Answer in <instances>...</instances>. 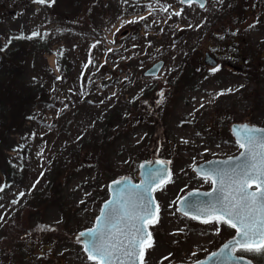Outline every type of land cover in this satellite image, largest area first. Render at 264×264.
Returning <instances> with one entry per match:
<instances>
[{"label": "rangeland", "instance_id": "374dc122", "mask_svg": "<svg viewBox=\"0 0 264 264\" xmlns=\"http://www.w3.org/2000/svg\"><path fill=\"white\" fill-rule=\"evenodd\" d=\"M232 36L262 56L256 86L246 65H230ZM18 49V68L2 63ZM160 60V73L145 75ZM0 88L34 97L0 135V264H92L73 237L109 198L108 169L137 177L141 161L171 159L172 182L158 197L166 237L186 167L238 154L233 123L264 127V0H0ZM54 195L58 204L42 209ZM20 241L22 258L12 251Z\"/></svg>", "mask_w": 264, "mask_h": 264}, {"label": "snow or ice", "instance_id": "6c2138e0", "mask_svg": "<svg viewBox=\"0 0 264 264\" xmlns=\"http://www.w3.org/2000/svg\"><path fill=\"white\" fill-rule=\"evenodd\" d=\"M34 2L51 6L55 0ZM199 2L200 0H180L181 4L189 6ZM200 6L203 7V3ZM162 10L168 11V7ZM181 12L182 10L173 14L180 16ZM133 22L135 21H127ZM39 35L38 31H34L26 38ZM212 71L219 69L214 68ZM226 91L231 92L232 89ZM223 94V91L217 93ZM232 132L236 137V145L241 149L239 156L215 162L219 165L216 167L211 166L213 162H209L208 168H200L199 174L205 182L212 185L211 191L197 192L196 195L205 198L200 201L192 200L194 194L189 193L188 197L180 198L181 207L177 209L193 220L205 224L222 223L235 230L233 241L226 243L219 253L214 252L209 257V260L215 258L222 264L243 260V256L235 255L238 251L264 253V129L245 123L234 125ZM169 163L170 161L158 160L142 164L140 167L145 171L139 184H133L127 178L112 182L109 186L111 198L102 205L95 218V226L80 232L77 237L78 242L83 244L82 250L88 261L92 264H147V250L155 243L149 227L155 226L160 219V206L152 193L172 182V173L166 167ZM3 188L0 185V191ZM19 195L23 196L24 193ZM3 219L0 215V221ZM216 230L218 232L219 228ZM80 238L84 239L81 241Z\"/></svg>", "mask_w": 264, "mask_h": 264}, {"label": "flooded vegetation", "instance_id": "af4514ba", "mask_svg": "<svg viewBox=\"0 0 264 264\" xmlns=\"http://www.w3.org/2000/svg\"><path fill=\"white\" fill-rule=\"evenodd\" d=\"M234 140L236 142L235 138ZM205 161L193 164L191 167H186L190 170L184 176L186 180L180 183L182 191L176 198L177 200L174 204V211L176 213L175 218L178 219V223L173 225L172 229L167 232L169 234L166 237L163 236V231L161 230L159 223L155 226L149 227L155 243L151 249L147 250L145 257L146 260H172L170 264H208L203 262L209 260L212 253H219L226 243L233 241L235 238V230L225 224L221 223L218 225L215 222L205 224L199 220L191 219L190 216L185 217L182 211H177V209L180 208V198H183L189 192L194 190H200L203 192L211 191L212 185L205 182L195 170L196 165ZM172 164L171 161V173L173 178ZM154 193L156 202L160 206L159 217H161L164 209L163 204L158 200V197L159 194L163 195V191L157 190ZM166 211L170 213L171 209H166ZM217 228H219L218 232L216 230ZM235 255L238 257L243 256L246 260H254L256 264H260V261L258 262V260H264V253H244L238 251ZM164 257L168 258L163 259ZM213 260L216 259L213 258ZM209 264L217 263L212 262ZM262 264H264V262H262Z\"/></svg>", "mask_w": 264, "mask_h": 264}, {"label": "trees", "instance_id": "16d2710c", "mask_svg": "<svg viewBox=\"0 0 264 264\" xmlns=\"http://www.w3.org/2000/svg\"><path fill=\"white\" fill-rule=\"evenodd\" d=\"M243 11L241 12V14L245 13V8L242 7ZM255 7L252 8V10H254ZM238 9L236 8V6L233 8V12H229L228 15H238ZM226 44V43H225ZM226 46L230 47L229 48V58L231 60L230 65H234L235 61L237 65H243L249 69V70H245V74L246 76L250 79V83L253 86H256L260 79H261V72L259 69L261 68V60L262 56H260L258 53H253L251 55H249L247 52V48L246 46H242V44L240 42H238V39L235 38L234 36L227 38V44ZM248 47V45H247ZM2 63H10L14 66V68H18V65L20 64V62L22 63V60L25 58V50L22 49H18V50H14L10 53H2ZM21 68V67H20ZM254 68V70H253ZM251 72V74L249 73ZM176 84H169V87H174ZM2 89V88H0ZM257 97L259 98V95L257 94ZM3 98V99H2ZM260 99L263 100V98L261 97ZM30 101H34V97L32 94L26 93V94H21V93H16V92H12L10 90H8V93H4L2 94V92H0V107H3L5 109V113L2 116V120L0 122V135H2L1 133L6 130H10L13 128V126L15 125L16 121L19 120L21 113H18V109H22V107L24 105H26L28 102ZM17 114H19V116H17ZM141 119V117H140ZM1 161V160H0ZM113 176H115V174L112 172V170L108 169V173H107V180L111 181L113 180ZM52 202L46 201L45 203H42V209L47 207L50 203H54V204H58V201L55 202V195L54 198L51 199ZM13 251V255H18L19 258H22L21 256H24V253H26L25 248L22 246V242L20 241L19 243H15V245L12 248ZM21 255V256H20ZM17 258V257H16ZM18 258V259H19ZM49 258H47V260H44L45 262H47V264H51L50 260H48ZM20 261V260H17ZM42 263V261L40 262Z\"/></svg>", "mask_w": 264, "mask_h": 264}, {"label": "water", "instance_id": "95a60500", "mask_svg": "<svg viewBox=\"0 0 264 264\" xmlns=\"http://www.w3.org/2000/svg\"><path fill=\"white\" fill-rule=\"evenodd\" d=\"M200 3H203V5L205 6L206 3H207V0H200V2H199L198 4L200 5ZM204 6H203V7H204ZM204 61H205L206 64L211 65V66H215V65H217V60H216V59H215V58H214L209 52H206V53H205ZM163 64H164L163 61H159V62H157V63L154 64L152 67H150V68L145 72V74H146L147 76H155V75H157V74L159 73L160 69L162 68ZM245 123L249 124L248 122H243V123H233V124L231 125V127H230V130H231L232 135L234 136V134H233V132H232V128H233L234 125L245 124ZM249 125H251V126H256V127H258V128H262V129H264V127H261V126L255 125V124H249ZM234 138L236 139L235 136H234ZM237 156H239V154L236 155V156H231V157H237ZM228 158H229V157H226V158H212V159H210V160H208V161H205V162H203V163H201V164L196 165V166H195V170L199 173V169H200V168H202V167H203V168H208V167L210 166V165H209V162H213V164L211 165V166H213V167L219 166V165H217L215 162H218V161H224V160H227ZM158 160L170 161V163L167 164L166 167L171 171V169H170L171 160H170V159H167V158H159V157H152V158L149 159V160L142 161V162L140 163V165H139V175H138V177L140 178L139 181H135V180L132 178V176H130V175H124V176L118 177V178H116V179H114V180H112V181L109 182V184H108V189H109V193H110V197H109V199L111 198V191H110L109 186L112 184L113 181L118 180V179H121V178H127L131 183H133V184H139V183L141 182V180L143 179V173H144V171H145V169H144V168H141L140 166H141L142 164L147 165V163H148L149 161H158ZM197 192H199V193H204L203 191H200V190H194V191L189 192V193H193V194H194V195L192 196V200H194V201L204 200V199H205L204 197L199 196V195H196ZM189 193H188V194H189ZM188 194H187L186 196H184L183 198L188 197ZM152 195L155 197L154 192L152 193ZM109 199H108V200H109ZM155 200H156V199H155ZM106 201H107V200H106ZM103 204H104V203H103ZM103 204H102V205H103ZM179 207H181L180 202H179ZM192 214L194 215L195 212H193ZM94 226H95V225H94ZM94 226H93V227H94ZM93 227H91V228H93ZM88 229H90V228L84 229V230H82V231H80V232L87 231ZM80 232H78V233L76 234V236L74 237V241L77 242V243L82 244V242H78V240H77V237L79 236V233H80ZM80 239H81V241H82L84 238H80ZM82 245H83V244H82ZM249 261H251V264H255L252 260H246V259L239 260V261H233V262H227V264H248ZM205 262L208 263V264H209V263H212V262H215V263H217V264H222V262H218V261H216V260H205L203 263H205Z\"/></svg>", "mask_w": 264, "mask_h": 264}]
</instances>
